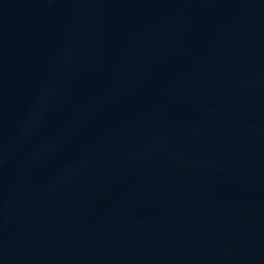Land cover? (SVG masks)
Returning a JSON list of instances; mask_svg holds the SVG:
<instances>
[{
	"label": "water",
	"instance_id": "1",
	"mask_svg": "<svg viewBox=\"0 0 264 264\" xmlns=\"http://www.w3.org/2000/svg\"><path fill=\"white\" fill-rule=\"evenodd\" d=\"M0 264H264V0H0Z\"/></svg>",
	"mask_w": 264,
	"mask_h": 264
}]
</instances>
